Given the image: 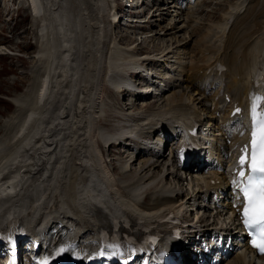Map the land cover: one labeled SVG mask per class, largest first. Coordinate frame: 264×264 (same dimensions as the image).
Returning a JSON list of instances; mask_svg holds the SVG:
<instances>
[{
    "label": "bare ground",
    "instance_id": "6f19581e",
    "mask_svg": "<svg viewBox=\"0 0 264 264\" xmlns=\"http://www.w3.org/2000/svg\"><path fill=\"white\" fill-rule=\"evenodd\" d=\"M15 1L13 0V2ZM57 1L62 2L61 0H45V4L48 6L52 3V8L58 4ZM74 1H77L76 5L80 8L81 1ZM86 1L89 3L86 4L84 19L83 13L81 16L82 20L90 23L92 32L97 34H95L98 40L94 44V54L89 58L86 56L88 59L86 64L80 67L77 64L80 59L76 58L77 60H75L73 57L75 53L73 32L69 31L72 33L70 34L71 37H64L65 42L60 44L63 28L65 25L67 26L66 20L68 19L64 18V23L61 20L58 26H54L59 36L50 37L52 40L50 42H48L50 39H46V46L34 59L37 67L45 68V74L49 73V76L45 78V81L48 82L47 89H45L47 97L43 103L41 102V109L36 115L33 112L28 113L27 122L25 121L23 125L24 129L22 128L21 134L17 136H21L22 140L16 148L18 150L16 154L7 150L6 140L1 141L0 139V156H3L1 162L4 163L0 170V234L7 229L8 223L13 217H21L29 233L48 231L49 234V232H53L52 240H54L58 233L67 232L66 237L73 240L79 248L90 252L98 246L100 226L109 225L119 218H132L135 226L140 227L155 223L160 220L159 218L171 212L183 220V223L206 221L203 224L204 230L210 228L227 233L230 226L228 223L234 218L227 217L229 218L227 223L223 217L225 214L212 216L208 212L215 209L210 202L214 194L213 191L229 183L224 172L207 174L203 167L193 176L192 171L183 172L178 167L173 148L169 154L166 151L157 156L148 150H142L134 157L133 147H125L121 151L122 156H124L122 161L129 156L130 158L126 164L122 165V169L119 168L121 169L119 174L117 171L120 170L115 171L114 162L111 164V160L107 159L109 154L107 153L108 157L105 156V158L100 150L102 146L103 149L107 148L104 144L105 137L112 134L108 133L111 130L107 131L103 128V119L100 115H105V112L102 113L97 103L101 98L98 91L101 89L102 81L108 78L105 83L107 85V82L111 83L115 93L121 91L119 96L120 94L123 96L129 94L123 99L118 97V102L121 105L125 98L130 96L133 99L132 103H135L137 107L143 102H149L150 105H147L145 112L136 111L137 107L129 108V112L126 113L120 109L118 111V113L123 112L118 118L125 126H128V131H136L144 137L151 136L163 128L181 131L179 126L189 123L195 125L196 122L204 123L205 117H208V122L213 127L211 129L212 139L217 141L215 146L217 155L213 156L211 153L209 160L216 161L217 167L225 165L222 163L224 155L227 153L229 155L227 159L231 160L232 149L245 139L247 122L245 112L251 108L250 96L256 91L264 92V86L253 88L255 83L252 81L254 69L260 63L264 64V0H243L229 7L222 14L221 21L217 23L214 34L211 35L212 29L205 32L206 42L200 50L204 61L200 65L191 66L189 70L186 67L185 76L170 82L161 98L149 99L146 102V97H151L149 93L143 95L117 89L118 87H131L132 83L126 78L124 82L120 80L122 83H118L116 79L118 75L121 76V66L127 65L122 72L126 74V70L128 71L132 69L131 67H136L139 64L140 52L135 54V51H141L139 46L142 44V41L136 42L137 45L132 44L128 47L127 44L123 43L124 35L119 36L117 34L113 37L117 41H109L110 33L113 32L111 30H116L117 26L120 28L123 26L122 23L112 22L109 18L111 10L115 6L114 3L117 7L122 8H125L126 4L120 0ZM0 3H2L1 6H4L3 0ZM5 3L6 0H4ZM190 3L183 8V6H179V0H141L139 6L136 4L135 10L137 11L140 6H145L143 10L138 11H143V15L146 16L144 19L146 26L138 28L139 32L155 25L156 22L150 23L149 21L160 17L161 14H163L164 19V15L173 6L181 14L192 7ZM46 6L40 0L39 10L41 13L44 12V16L47 15V9L44 8ZM56 10L48 9L47 11L51 16L61 12V9L60 11ZM165 10L166 12H164ZM232 16L235 17L234 21L229 23L228 19ZM39 20L42 22V19ZM35 21V23L38 22L37 19ZM47 23L43 26H46ZM167 25L169 26L160 27H163L162 31H164L163 33L160 32L161 36L169 34L174 29L172 27L180 24L170 21ZM180 30H172L171 34ZM214 36L219 38L215 42L212 41ZM47 37L49 36L47 35ZM185 37L189 42L192 40L188 35ZM158 39L161 40L160 37ZM72 42L74 44H70ZM177 45L175 47L173 45L174 54L163 52L161 58L157 60L159 61L158 67H163L162 70L161 68L158 70H161L165 77H171L169 72L171 74L174 71L172 66L169 67V64H164L165 58L171 59L170 57L176 56L179 61L187 53L184 50L187 43L182 45L177 43ZM179 45H181L180 48L175 49ZM132 62L134 63L132 64ZM221 65H224L226 69L222 70L219 67ZM201 66L204 69H201L200 75L196 72ZM154 73L156 74L158 71ZM196 75H200V77L198 80H193ZM203 78L205 80L200 83ZM186 80L190 85L187 88ZM111 84L108 86L113 89ZM99 85L100 87H98ZM39 86L37 87L38 97L35 96L36 105L38 98L42 100V91L39 90ZM205 87L210 90L211 88L214 89L216 96L212 97ZM193 88L197 89L195 93L200 96H198L200 104L194 102V90L190 93ZM145 90L149 91V89ZM171 90H175L174 96H178L177 99L173 97L172 102L171 98L167 96ZM113 91L111 93L116 95ZM182 91L188 94H181ZM19 99L21 100V98ZM20 100L15 101L18 107L22 106L23 102H28ZM156 103H159L156 105L158 107H155L154 110L149 109L151 105ZM163 103L166 104L163 106ZM235 104L243 107L244 110L239 115L231 116ZM262 105L264 106V97ZM35 111L37 110L35 109ZM127 116H130L131 119H128ZM14 117L9 118L10 121L7 123L16 120ZM32 118L36 119L35 123L30 126ZM219 118L222 120L219 121ZM116 126L115 124L114 127ZM228 139L231 140L230 143ZM121 144L113 143L108 149L113 150V147L117 148ZM9 147L12 149L11 146ZM119 165L116 164L117 167ZM193 170L195 171V168ZM184 174L186 175L184 176ZM188 175H190V180L185 185V179L187 180ZM212 179H217V181L213 182ZM13 191L15 194L10 195ZM214 203L216 202L214 201ZM226 205L230 206L228 202ZM232 213L235 215L234 210ZM163 227L166 230V227ZM81 236H84L82 237L85 238L84 241H82ZM57 241L55 240V242ZM3 258L2 255L0 260ZM230 264H264V256L255 257L252 250L246 246Z\"/></svg>",
    "mask_w": 264,
    "mask_h": 264
},
{
    "label": "rangeland",
    "instance_id": "374dc122",
    "mask_svg": "<svg viewBox=\"0 0 264 264\" xmlns=\"http://www.w3.org/2000/svg\"><path fill=\"white\" fill-rule=\"evenodd\" d=\"M61 1L62 2L57 1L58 4L55 7L51 8L52 3H50V5H48V6H46L45 0H41L43 5L46 6V7H44L45 10L46 9L47 10L48 9L56 10L57 9L58 11H60V9H61V12L65 11V12H69V14L71 13L70 14V21L66 20L67 26L65 25L64 26L65 29L63 28V34H62L63 38L62 37L60 38V44L65 42L64 37H68V38L71 37L70 34H72V33H69V31L73 32L74 38H72V39L75 40V46L73 48L75 50L74 51L75 53H74L73 57L75 58V60L80 59L79 62L81 64L78 61H77L78 62L77 64L81 67V65L86 64L85 62H86V60H88L87 58H89L90 56H92L94 54V46H95L94 44L97 43V40H98V38L96 36L97 34L92 32V28L90 26V23L88 21L82 20V16L84 19L85 14H86V13H84L86 11L85 10L86 4L88 5L89 2H87L86 0H83V1L78 0V1H81V3H80L81 6L79 8L76 5L77 1L76 2L74 0H61ZM199 1L195 2V4L192 5L193 6L192 8L186 9L181 14H180V11L175 9V7L173 6L170 9V11L166 15H164L165 20L162 17L163 14H161L160 17L156 16L158 18L149 21L150 23L151 22H156V23H155V25H151L149 27L150 29H145V30L143 29V32L145 31L144 33L139 32L138 26L143 25L142 28L144 26H146V23L144 22V19L146 18V16L140 15V18L139 17H136V18L133 17L134 19H138L139 22L134 21L133 23H131L132 22L131 21V22H129L130 23L129 25H123V26H121V28H120V26H117L116 30L114 29V27H112V29H114V30H111L113 32L110 33L109 41L111 42V41L116 40V39L115 40L113 39L115 34H117L119 36L124 35L122 38L124 44L132 46V44L137 45L136 42L140 43L142 41V44L139 46V49H141V51L145 50L147 52H154V51H159V50L162 51L163 50L162 53L163 52H165V53L171 52L173 54L175 53L172 49L173 45L175 47V46H178L177 43L181 44V45L183 43H187L186 48H184L185 52H187V53L184 55L183 58H181V60L178 61V59H176V56H173V57H170L171 59L165 58V63H164L166 65L169 64V67L172 66L174 71L171 74L169 72V75L172 76V78L174 80L177 78L182 79L186 74V72H185L186 67H187V70H189L191 66L196 65V64L200 65L202 63V61H204V58L202 56V53H200V50H201L202 46H204L203 44L206 42L205 32L209 29H212L211 35L214 34V32L216 31L217 23L221 21L222 14L229 8V6L231 7L236 2H241L242 0H232V1L231 0H227V1L226 0H201L200 2ZM223 1H225V2L223 4H220ZM123 2H125V1H123ZM218 2H219V4H218ZM133 4H135V5L138 4V6H139V4H141V0H134ZM1 5H2V3H0V6ZM3 5L4 6L0 7V139H1V141L6 140L7 146L9 145L12 147V149L14 148L12 150L9 146L8 147L6 146L8 151H11V152L13 151L16 153L18 151L16 148L19 146V142L21 143L20 140H22L21 136H19V137H17V136L20 135L19 134L20 130L23 128L25 121L27 122L26 119L28 117L27 116L28 113L30 114L33 112V114L36 115L40 111L41 105L44 101L43 98H42V100H40L38 98V104L36 105L37 100H36L35 96L37 95V97H38L37 87L39 86V83L41 81H43V77L45 75V68L40 69L39 67H37V64H36L34 59L42 51V48H44L46 46V40L43 39V34H42L43 27L42 26L39 27L40 26L39 20H37L38 21L37 23H35L36 21L34 22V19L36 20V18L34 17V14H33L31 9L17 10L15 4H13L11 2V0H6L5 4H4V0H3ZM62 7L64 8V10ZM144 8H145V6H142V7L140 6L138 8V10H142ZM47 10H46V12L50 16L49 11H47ZM76 12H78V13H76ZM164 12H166V10ZM74 13L78 14V15H75ZM81 14H82V16H81ZM191 15H192V18H190ZM141 19H142V22H141ZM183 19H186L187 21L183 20ZM182 20H183V22H182ZM170 21H172V23L179 22V24H180L178 26L172 27V28H174V29H172L173 31L175 29L180 30L182 28H183V30L175 31V34L174 33L171 34L172 33V30H171L169 32V34H167L165 36L164 35L161 36L160 32H162V33L164 32V31H162L163 27H168L169 25H167V23H169ZM63 23H64V19H63ZM72 26H73V28H72ZM147 26H149V24H147ZM161 26H163V27L160 28ZM185 31L187 33H184ZM141 33H143V34L141 35ZM177 34H178V36H176ZM186 34L191 37L192 40L190 42L187 41V37H185V36H187ZM56 35H58L57 31H56ZM149 35H151V36H149ZM48 36H50V32H48ZM153 36L156 38H154ZM50 37H47V39H50ZM151 37H153V38H151ZM159 37L161 38V40L158 39ZM82 39H83V42H82ZM216 39H219V38H217V36H214L212 41L215 42ZM50 41H52V40L51 39L48 40V42H50ZM181 45H179V47L178 48L176 47L175 49H179ZM162 46H163V48H162ZM166 46H168V47H166ZM75 47H76V49H75ZM67 48L70 49V47H68V46H67ZM90 51L91 52L93 51V52L91 53ZM75 54H77V57H75ZM176 55H178V54H176ZM86 56H87V58H86ZM211 57H213V56H211ZM82 61H84V62H82ZM133 63L134 62H132V64ZM40 66L43 67L42 65H40ZM125 66H127V65H125ZM125 66L120 67V75L121 76L119 77V75H118V78L116 79L118 83L124 82L125 78L127 79V77H125L126 74L122 73V72H124ZM160 68H161V70L163 69L162 66H160ZM201 69H204V67L201 66L196 73L200 74ZM104 73H105V71H104ZM200 75L199 76L196 75L193 80H196V79L198 80ZM107 79L108 78H106L105 80L102 81L101 89H100V91H98V93L100 92L101 98L97 101V103L100 106V110H102V113H103V111L105 112V115H103V116L100 115L101 119H103V122H102L104 124L103 128L107 129V131L111 130V132H112L113 129H115L114 125L117 123L116 120L118 119L119 115H122V113H123V112L118 113V111L122 110V111H124V113H126V112H129L128 111L129 108H131V107L136 108L137 106L135 105V103H132L133 99H131V96L126 97L123 104L121 105L118 102V97H120L119 93H122V92L120 91V92L115 93L113 91L114 87L112 86V84L107 82L108 85L111 84L113 89L105 83L107 81ZM120 80L122 82H120ZM204 80L205 79L203 78L200 81V83H202ZM186 83H187L186 84V88H187L188 86H190L188 80H186ZM41 85H42V82H41ZM41 85L39 86V88H41ZM98 87H100V85ZM205 88L209 90V93L212 95V97L216 96V92H214V89L211 88V90H210L207 87H205ZM193 90H194V94H195L194 102L195 103L197 102L200 104V101H199L200 96L197 95V93H195V91L197 89H195V88L191 89L190 93H192ZM112 91L116 95H113V93H111ZM35 92H36V94H35ZM175 92H176L175 90H173V91L171 90L167 95L171 98L170 99L171 102L173 100L172 99L173 97L176 99L178 97V96H174ZM180 93L185 94V95L188 94L185 91H182ZM26 94H29V95H26ZM127 95H129V94H124V96H127ZM19 98H21V100ZM152 98H154V97H152V96L149 98L146 97L145 102L149 99H152ZM16 100L25 101V102L28 101V102L27 103L23 102L22 106L18 107L17 105H15V102H14ZM158 104L159 103H156L155 105H151L150 108L149 107L148 108L154 110L155 107H158V106H156ZM165 104L166 103H163L162 105L164 106ZM104 105L106 106V108ZM141 105L136 108V111L145 112L147 110V105L149 106L150 103L149 102L148 103L143 102ZM38 106H40V107H38ZM35 109L37 111H35ZM124 109H126V110H124ZM30 110H33V111H30ZM112 115H113V118H112ZM13 116H15L14 119H16V120H13V121L11 120L12 123L9 122V124H8L7 122L10 121L9 118H11ZM104 116H107V117L105 118ZM109 117H111V118H109ZM127 117H128V119H131L130 116H127ZM32 119H31L30 126H32V124L35 123L36 118H34L33 120ZM30 126H28V127H30ZM116 127H118V125ZM103 148L104 147L102 146V148H100V150H101V152H103L104 157L105 156L108 157L107 153L109 154V157L107 159L111 160V162H110L111 164L114 162L113 164H114L115 171L120 170V171H117V173L119 174L121 172L122 165L126 164L130 158V156H129L126 158V160L122 161L124 156H122L121 151L125 149V146H123L121 148L120 147H117V148L113 147V150H110L107 148L103 149ZM2 157L3 156H0V162L2 160L1 159ZM2 164H4V163L3 162L0 163V170L3 168ZM116 164L117 165L120 164L119 167H117ZM137 165H139V163H137ZM120 167H121V169H119ZM114 168H113V170H114ZM129 168H128V170H129ZM187 181L188 180H185V185L187 184ZM181 184L184 185L183 182H181ZM147 203H149V202L147 201ZM151 205H149V206H151ZM82 237H84V236H81V239H83L82 241H84L85 238H82ZM88 247H91V246H88ZM223 264H227V262H225Z\"/></svg>",
    "mask_w": 264,
    "mask_h": 264
},
{
    "label": "snow or ice",
    "instance_id": "6c2138e0",
    "mask_svg": "<svg viewBox=\"0 0 264 264\" xmlns=\"http://www.w3.org/2000/svg\"><path fill=\"white\" fill-rule=\"evenodd\" d=\"M239 112L240 109H237ZM256 108L253 107L255 114ZM254 119H256L254 115ZM259 128V140L257 133L253 132L251 158H248L247 149L243 150L238 160L241 169L238 171L240 181L237 187L240 188L247 201L243 209V223L252 233V246L264 253V114L256 120ZM248 165L250 174L245 177L244 165ZM60 251H63L61 249ZM42 264H47L43 261Z\"/></svg>",
    "mask_w": 264,
    "mask_h": 264
}]
</instances>
